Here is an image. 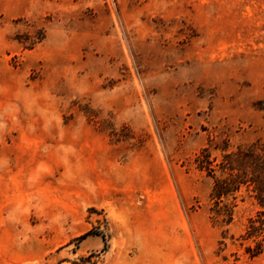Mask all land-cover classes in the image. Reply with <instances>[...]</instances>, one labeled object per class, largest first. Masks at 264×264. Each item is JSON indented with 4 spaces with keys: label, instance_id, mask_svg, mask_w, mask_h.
<instances>
[{
    "label": "rangeland",
    "instance_id": "374dc122",
    "mask_svg": "<svg viewBox=\"0 0 264 264\" xmlns=\"http://www.w3.org/2000/svg\"><path fill=\"white\" fill-rule=\"evenodd\" d=\"M208 145L264 154V0H0V264H264Z\"/></svg>",
    "mask_w": 264,
    "mask_h": 264
},
{
    "label": "trees",
    "instance_id": "16d2710c",
    "mask_svg": "<svg viewBox=\"0 0 264 264\" xmlns=\"http://www.w3.org/2000/svg\"><path fill=\"white\" fill-rule=\"evenodd\" d=\"M229 145L219 146L220 156L213 155L210 146H204L195 155V167L212 179L210 198L215 205L217 215L230 223L233 208L238 205L242 191L264 206V154L252 146L229 149ZM262 212L250 217L246 236L254 237L255 248H249L254 254L261 252L264 245V218Z\"/></svg>",
    "mask_w": 264,
    "mask_h": 264
}]
</instances>
